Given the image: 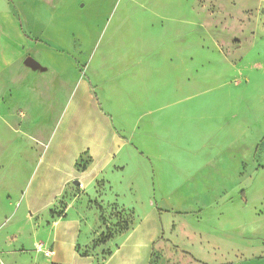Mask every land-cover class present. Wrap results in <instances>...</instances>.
Masks as SVG:
<instances>
[{"label": "rangeland", "instance_id": "374dc122", "mask_svg": "<svg viewBox=\"0 0 264 264\" xmlns=\"http://www.w3.org/2000/svg\"><path fill=\"white\" fill-rule=\"evenodd\" d=\"M3 2L20 17L15 6ZM56 6L53 23L50 5L39 6L38 18L57 32H23L32 45H45L46 54L36 48L13 50L51 67L62 94L73 91L62 122L44 144L46 151L53 153L59 141L74 142L75 168L81 164L77 170L84 172L94 141L92 136L79 138L84 124L89 122L94 132L99 129L100 137H109L107 132L112 136V126L105 132L97 129L96 110L110 111L117 135L136 150L135 104H173L162 112L171 128L168 136L162 140L164 135L157 134L155 144L145 145L144 151H154L156 176L144 175L150 159L142 154L148 163L131 159L132 174L108 171L107 180L95 181L94 191L71 185L73 197L84 198L56 229L74 231L72 217L79 212L83 227L77 243L85 247L86 237L91 239L78 253L96 259L94 264H129L124 244H144L161 232L149 264H264V0H62ZM172 58H182L181 72L179 60L174 67L166 63ZM46 91H53L49 83ZM144 128L148 140L151 130ZM140 171L143 189L134 182ZM147 184L154 187L149 193ZM16 195L4 196L10 205L0 203V235L13 236V258L20 261L12 262L6 242L0 241V264H50L30 243L34 232L47 230L63 214L65 193L40 197L36 215ZM47 195L58 202L43 221L39 217L47 213L41 208ZM151 205L164 222L163 231ZM97 211L101 216L96 222ZM132 230L134 235L126 237ZM55 248L70 256L67 245ZM146 250L138 255L140 264L147 262Z\"/></svg>", "mask_w": 264, "mask_h": 264}, {"label": "crops", "instance_id": "0c3cea01", "mask_svg": "<svg viewBox=\"0 0 264 264\" xmlns=\"http://www.w3.org/2000/svg\"><path fill=\"white\" fill-rule=\"evenodd\" d=\"M61 1L62 0H8V3L15 6L20 16L16 19L4 4L3 0H0V4L2 5L0 9V140L3 143L0 147V184L2 185L0 187V193H2L0 196V203H3L5 206L8 204L10 205V203L5 200L4 196L7 193L13 195L17 192L18 195H16L15 200H20L21 204L28 209L29 212L35 214V202H37L40 197L50 192H56L59 193V195L64 192L66 200L63 199L61 202H65L66 204L65 211L60 217H57V215L55 216L54 221L47 227V230H41L38 233L34 232L30 244L37 245L35 249L37 250L38 256L44 255V252L47 250L53 251L54 255L48 259L50 264H94L96 259L93 257H84L78 253L79 245L77 239L81 237L80 235H82L83 227V219L79 212H75L76 215L72 217L76 219L77 225L74 231L69 230L66 232L63 230V232H59L56 229L69 215H71L76 205L84 198L83 196L73 197L74 191L71 189V185H73L75 181H78L81 184V190L87 189L89 192H91V190L94 191L92 187L95 181L106 179L104 174L108 171L111 173L117 172L115 174L119 176L129 174V172L132 174V170L130 169L129 171V161L131 159L138 162V158H141L142 161L145 160V162L148 163V160H146L142 154L150 159L148 166L149 170L145 169L147 173L144 175L155 177L157 174V167L153 164L155 163L154 151H151L152 155H150L149 152L147 153L144 151L146 149L145 145L148 142L150 144H155V141H158L157 134L164 135L161 138L162 140L168 136L171 128L168 126V121L166 123L163 122L165 121V113L162 112H166L173 104H163L160 106H150L149 103L143 105V103L139 102L135 104L136 150L117 135L110 120L111 112L106 111V114L103 110H96L94 118L96 119L97 129L100 127V129L102 128V131H104L106 127L107 129H105V131H109L112 129V126V136L107 132L109 137L105 139L104 134L100 137L99 129L95 131L98 134V136H96L97 134L94 135L95 132L89 127L90 123L86 122L84 124L83 130L78 134L79 138L85 141L90 138V136L94 138V141L90 143L91 148L88 149L91 163L84 172H79L77 167L75 168L76 161L71 154L75 146L74 142L59 141L53 145V153L46 151L44 149V144L49 139L52 130H54V126L61 121L66 108L67 99L73 91H68L70 94H62V91L56 88L60 86H55L54 77L52 73L49 72V68L52 70L51 67L40 63V59L33 57L24 58L22 55H16L13 50L16 48L15 46H19L26 51L36 48L38 52L46 54L45 50H42L44 48L46 49L45 45L39 42L32 45L24 33L36 30H44L45 32L46 29L52 30L53 33L57 32V28L53 27L52 23L55 18L54 11L57 9L56 4L61 3ZM40 5H50L53 11L52 23H50L49 28H47V24H44L45 20L42 21L38 18L41 15V11L39 10ZM43 9L42 15L45 14V8ZM37 25H39V28L36 27ZM15 38H18V45H16ZM26 59L29 61L28 64L30 65L25 63ZM55 60L53 56L50 57L49 61L52 66ZM178 60L181 62L178 66L181 72L184 69L182 58H177L176 61L172 58L171 60H167L166 63H170V66L174 67ZM140 70L143 75V66H140ZM50 75L53 78L47 79V76ZM48 83L53 88V91H46V84L48 85ZM69 87L74 88L72 85H69ZM88 88L90 96H95V91H93V87L91 88L90 83H88ZM135 90L137 91V87ZM180 90L184 91L183 89H179L178 91ZM143 91H148V89ZM119 92L121 94L123 92L129 94L128 91ZM134 95L136 96V94ZM107 107L108 110L112 109L111 105ZM144 126L151 130L149 131L151 132V136L148 137L147 135L148 140L143 138L145 134ZM151 150H153V148ZM119 166L124 167V170L110 171V169ZM142 177L143 172L140 171L134 182L143 189ZM162 188L164 189V187ZM150 189H154L153 184H151V188H149L147 184V193H149ZM27 193H29V195ZM38 193H42V195L40 196ZM117 200L119 201V199ZM54 201L57 203V198L49 197V195L46 196L45 203L41 208L44 209V213H47L46 215H42L41 218L38 216L40 220L44 221L48 219L49 211L57 205L56 203L54 204ZM124 206L130 208V206ZM151 208L156 211L155 206L151 205ZM132 209H135L134 206ZM97 212L98 216L95 214L97 216L96 222L100 215L99 211ZM156 215L163 231L164 222L159 218L157 211ZM55 229L56 232L54 233ZM133 231L134 230L128 231L124 234H126V237H130L134 235ZM161 233H158L155 238L145 241L144 244L136 242L124 244L122 248H126L130 255L129 264H140L138 255L141 250L144 249H147L146 264H149L152 249L155 242L160 238ZM10 235L11 234L8 233L4 235L1 234L0 241L6 242V248L4 250L11 253L8 255L12 257L11 261L19 262L20 260H18V258H13L15 257L13 251L17 246H15V240L13 241L12 239L13 236ZM121 236L115 239L116 243L114 247L117 246ZM90 239V237H86L87 245L90 243ZM28 241L27 243H29ZM58 244L67 245L70 250V256L65 257L62 255L55 248ZM115 252L116 254L120 253V250H116Z\"/></svg>", "mask_w": 264, "mask_h": 264}, {"label": "trees", "instance_id": "16d2710c", "mask_svg": "<svg viewBox=\"0 0 264 264\" xmlns=\"http://www.w3.org/2000/svg\"><path fill=\"white\" fill-rule=\"evenodd\" d=\"M87 162H91V160H90V158H89V161H87ZM86 162V163H87ZM79 165H81V164H77V167H79ZM83 169V168H82ZM105 208V207H104ZM106 209V208H105ZM107 211H110V209L109 210H107ZM100 213V212H99ZM62 214H60V215H57V217H60ZM100 216H101V213H100ZM79 247H80V249L82 250V249H84L85 247H82V246H78V249H79ZM80 254L82 255V256H84V257H86L85 255H84V253H82V252H80ZM99 258V257H98ZM100 260H102V259H100ZM98 262V261H97ZM100 263V261L97 263V264H99Z\"/></svg>", "mask_w": 264, "mask_h": 264}, {"label": "built area", "instance_id": "2783aa9c", "mask_svg": "<svg viewBox=\"0 0 264 264\" xmlns=\"http://www.w3.org/2000/svg\"><path fill=\"white\" fill-rule=\"evenodd\" d=\"M44 254H45V256H47V257H51V256L54 255V252L51 251V250H49V251L47 250V251L44 252Z\"/></svg>", "mask_w": 264, "mask_h": 264}, {"label": "water", "instance_id": "95a60500", "mask_svg": "<svg viewBox=\"0 0 264 264\" xmlns=\"http://www.w3.org/2000/svg\"><path fill=\"white\" fill-rule=\"evenodd\" d=\"M74 184H75V185H79L80 183H79L78 181H75Z\"/></svg>", "mask_w": 264, "mask_h": 264}]
</instances>
